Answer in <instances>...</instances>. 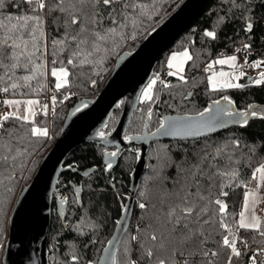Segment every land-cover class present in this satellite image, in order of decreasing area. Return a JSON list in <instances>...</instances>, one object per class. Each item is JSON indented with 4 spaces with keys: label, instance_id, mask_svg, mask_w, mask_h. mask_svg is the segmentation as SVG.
<instances>
[{
    "label": "trees",
    "instance_id": "16d2710c",
    "mask_svg": "<svg viewBox=\"0 0 264 264\" xmlns=\"http://www.w3.org/2000/svg\"><path fill=\"white\" fill-rule=\"evenodd\" d=\"M184 0H133L134 3L147 5L146 9L132 8L128 14L136 20L133 27L131 21L125 29V39L117 38L119 46L109 42L104 45L107 52L96 55L95 63L84 64L76 68L68 66L70 72V86L59 91L54 88V80L50 75L53 67L52 40L60 39L65 34L63 14L47 10L45 16V32L48 45L47 75L43 81L47 87L39 92H32L26 87L4 93L8 98H28L45 94L47 89L55 92L57 101L51 119L52 137L36 138L25 135L26 128H20L18 121L9 120L0 129V155L7 154V162L0 161V223L4 231L0 234V264L8 239L9 219L22 189L33 178L43 156L55 143L60 129L70 108L78 101L94 98L104 86L111 75L118 57L127 51H132L139 46L151 30L162 23ZM16 0L0 10L3 15H31L32 6L23 3L20 8L15 7ZM54 2V0H53ZM120 8L117 7V11ZM96 11L103 12L107 17L110 8L99 6ZM59 17V19H57ZM253 23L251 32L247 24ZM111 22L106 18L103 27H111ZM78 26H72L69 32L75 33ZM213 31L216 38L206 35ZM135 35V39L131 36ZM244 44H250L249 60L264 59V0H209L194 23L183 35L161 56L156 66L153 77L159 80L153 88L152 101H140L135 110L126 136L140 134L144 130L148 110L152 116L147 120L148 130L151 132L162 123V118L167 114H196L203 111L209 102L227 96L239 109H246L251 103L264 104V84L247 83L239 88H224L213 91L207 77L209 72L206 66L222 54L232 53ZM70 48L61 54L60 60L67 63L71 58ZM188 49L193 56L192 61L185 65L182 75L186 83L178 75H169L167 65L170 53L175 50ZM103 58V62L99 63ZM40 62V61H38ZM7 63V61H5ZM193 64L195 66H193ZM59 67V61L57 62ZM5 70L0 68V76ZM28 74L26 70L18 69L14 79ZM152 77V78H153ZM167 84H161L160 81ZM92 81H95L93 84ZM32 88H37V81H31ZM6 85L0 84V87ZM3 93V92H2ZM72 93V94H70ZM191 93V95H189ZM62 94H70L64 100ZM158 97V99H157ZM53 106V105H52ZM123 104L117 105L108 123L103 128L104 134H109L115 128ZM35 125H48L47 115L40 112L35 118ZM50 129V130H51ZM9 132L12 136H9ZM22 138V139H21ZM239 141L237 147L233 142ZM12 147L7 152L4 145ZM227 145L224 154L215 156V150ZM27 149V151H24ZM97 143H86L72 150L64 165L71 169L64 171L58 179L57 190L53 196L51 228L48 239L50 264H97L102 249L112 236L117 221L119 220L123 205L128 198L130 174L137 161L139 146H131L121 151L117 168L114 172L106 174L102 168L104 152L107 150ZM22 153V154H18ZM208 154V159L201 161V157ZM215 157L214 159L212 157ZM238 164L228 165L238 170L239 175L232 184L219 175L217 170H225L228 157ZM12 157H16L15 160ZM264 163V118L250 120L247 126H233L226 130L216 132L197 139H164L151 143L146 158V168L141 177L140 187L136 195L134 212L129 227L119 245L116 264H128V261L138 260L142 255L140 244L145 247L150 242L147 237L150 232L157 231L164 220V213L169 205L176 202V193L181 195L191 191L193 198L199 188L200 195L209 199L222 198L228 205L227 213H238L243 203V184L236 186L241 181L249 186L255 168ZM209 164L215 167H209ZM194 166H199L200 171ZM97 168L88 176H83L80 171ZM13 178L8 179L9 176ZM212 176V180H209ZM81 185V203L79 202L75 187ZM210 185H215L210 188ZM223 191L228 192L227 197H219ZM10 189V190H9ZM143 193V195H141ZM211 193V194H210ZM59 198L66 200V217L62 219L57 211L56 203ZM144 203L146 208L139 205ZM213 210L216 205L210 206ZM223 215V214H221ZM261 217L264 225V216ZM238 219V217H236ZM215 221V217L213 218ZM227 222L234 223L231 216L226 217ZM151 225V227H148ZM208 226H205L207 229ZM141 230V231H138ZM225 231L214 227L213 236L209 238L207 248L220 251L216 264H226L229 250L220 248L215 241H221L218 233ZM207 235V231H206ZM137 236L138 240H132ZM239 236L249 240L253 245L264 246V237L251 230H239ZM72 256H77V261H72ZM238 258L234 257L232 264Z\"/></svg>",
    "mask_w": 264,
    "mask_h": 264
},
{
    "label": "snow or ice",
    "instance_id": "6c2138e0",
    "mask_svg": "<svg viewBox=\"0 0 264 264\" xmlns=\"http://www.w3.org/2000/svg\"><path fill=\"white\" fill-rule=\"evenodd\" d=\"M12 0H0V10L5 9ZM21 0H16L15 7L20 8ZM23 3L32 6L31 15H3L0 12V68L5 70L4 76H0V84L6 85L0 87V92L8 93L11 90H17L22 87L28 88L32 92H39L47 87L46 83H43L46 75L47 65V53L48 45L46 41L45 32V16L44 12L47 10L49 14L52 12H59L66 17L64 20L65 34L60 39L52 40V56L56 59L52 60L53 67L50 69V75L55 78L54 88L59 91L70 86V76L74 74L70 72L68 66L76 68L84 64L95 63V57L97 54L107 52L108 48L104 45L111 42L117 47L119 46L117 38L125 39V29L128 27L129 20L133 27L136 26V20L132 19L128 10L132 8L146 9L147 5L142 3H134L133 0H23ZM106 6L111 11L108 12L107 17L103 12L96 11L99 6ZM117 7L120 8L117 11ZM108 19L111 22V27L105 29L103 27L104 20ZM59 19V17H57ZM72 26H78L75 33L69 32ZM253 29V23L247 24V30L251 32ZM206 35L216 38V33L213 31L206 32ZM135 39V35L131 36ZM74 43L75 47L71 50V58L67 60L65 64L59 57L62 53L67 51L71 44ZM244 48H251L250 44H244ZM239 51V49H236ZM179 60V63H176ZM193 56L188 50L182 52L173 53L167 62L169 68H175L176 71L169 72V75H178L181 81L187 82L185 76L182 75L184 71V64L188 61H192ZM7 61V63H5ZM40 61V62H38ZM59 61V67L57 62ZM103 62V58L99 63ZM230 65L232 68L243 67L237 64V56H225L224 58H218L209 63L205 71L211 72V75L207 77L211 89L213 91L224 88H239L242 85L234 82L238 81L240 76L244 73L241 71L239 76L235 72L214 71V65ZM264 61H257L253 67H261ZM193 66H195L193 64ZM26 70L28 74L14 79V73L16 70ZM159 76H156L149 82L147 87L142 93V97L145 101L153 100V88L159 80ZM37 81L38 87L32 88L31 81ZM94 84L95 81H92ZM161 84L164 82L161 80ZM256 84H264V72L260 73L259 79L255 80ZM168 87L167 84H164ZM63 99H69L70 94H62ZM191 95V93H189ZM158 99V97H157ZM224 100H228L227 96L223 97ZM57 97L53 95L51 97V103L53 105V112ZM5 105L14 106V110L4 114H0V129L4 128V123L9 120L18 121L20 128H26L25 135L36 138H50L49 129L45 126H35V118L38 115L36 106H40V114L47 115L49 106L47 103L42 104L38 99H5L3 101ZM26 105L25 114L21 115L20 105ZM214 105H218L219 101H213ZM79 110V109H78ZM210 109H205L204 112L199 113V117L203 120L205 112H209ZM226 114L229 117L239 116L242 119L234 121L240 123L242 126L248 124V112L234 113L228 111ZM148 117L152 116L151 109L148 110ZM253 117L257 116L256 111H252ZM261 118H264V113H261ZM167 119V118H166ZM218 127H224L222 122L217 124ZM147 127V125H145ZM165 127V123H161L157 128L156 134L165 135H179L177 131L170 130ZM199 128H207L210 131L215 130L210 127L209 122H204L198 125H192L184 130L185 136H197L201 133ZM100 136H104V132L99 133ZM9 136L12 133L9 132ZM22 139V138H21ZM131 139V138H129ZM237 147L239 141L233 142ZM7 152H11L13 149L9 145H4ZM227 145L217 148L215 150V156L224 154V150ZM24 151H27L25 149ZM18 154H22L19 153ZM111 156H116L117 153H110ZM16 157H12L15 160ZM215 158L214 156L212 157ZM9 156L7 154L0 155V161L7 162ZM208 159V154L201 157V161ZM239 161H233L231 156L228 157L225 170L219 169L215 175L226 178L229 184L236 181L239 172L234 167H228V165L238 164ZM209 167H215L213 164H209ZM108 168L112 165L109 163ZM197 171H200L199 166H194ZM13 177H8L11 180ZM252 179L258 181V186L249 188L247 184L241 181L236 186L243 184L246 189L243 193L244 199L241 206V211L238 213H227L226 209L228 205L222 198L209 199L200 195L199 188L193 198L191 191H185L183 195L179 192L176 193V202L169 205L168 210L164 213V220L161 222V227L157 231L149 233L147 239L150 242L149 246L145 247L144 244H140L142 249V255L138 260H129L128 264H216L217 258L220 256V251L207 248L206 245L209 242V238L213 236L214 227L225 230L218 234L222 236L221 241H215L220 248L229 250L226 264H232L233 258L240 257L241 251L237 247V241L239 240L245 248H247V240L239 236V230H251L258 232L261 237H264V225H262L261 217L256 215L255 208L260 201H264V192L261 191L264 188V163H261L255 168L252 173ZM209 180H212V176H209ZM215 185H210V188ZM221 191L219 197H227L228 192L223 191V185L220 186ZM10 190V189H9ZM79 191V189L77 190ZM211 194V193H210ZM143 195V193H141ZM218 206L213 210L210 206ZM141 209L146 208L144 203L139 205ZM126 212L127 209H124ZM223 214V215H221ZM231 216L234 223L230 225L226 217ZM216 218L215 221L213 218ZM238 217V219L236 218ZM205 226H208L207 229ZM148 227H151L149 225ZM4 231L3 224L0 223V234ZM138 231H141L138 229ZM207 231V235H206ZM132 240H138L137 236H132ZM258 251L264 253V248L258 249ZM77 256H72V261H77ZM115 260V257H113ZM251 264H257L256 258L253 255L251 257Z\"/></svg>",
    "mask_w": 264,
    "mask_h": 264
},
{
    "label": "water",
    "instance_id": "95a60500",
    "mask_svg": "<svg viewBox=\"0 0 264 264\" xmlns=\"http://www.w3.org/2000/svg\"><path fill=\"white\" fill-rule=\"evenodd\" d=\"M208 2L209 0H184L173 13L149 32L137 48L124 52L118 57L111 75L94 98L80 100L70 108L55 143L43 156L33 178L22 189L13 208L2 258L3 264H50L48 239L53 196L57 190L59 176L71 169L70 166L64 165L68 154L80 145L97 143L106 148H116V156L113 157L110 153L104 155L102 167L107 173L117 167L123 148L133 145L141 147L130 175L129 197L123 206L115 230L102 249L97 262V264H116L119 245L134 212L136 195L146 168V158L151 143L164 139H197L233 126H241L240 123L234 122L242 119L241 117L222 115L228 111L248 112V122L261 118L264 104L251 103L246 109L241 110L230 99L221 98L214 100L219 101L218 105H214L213 101L208 103L205 109L210 111L205 112L203 120L199 117V113L204 112L205 109L196 114L164 115L162 122L165 123V127L171 126L170 130L179 132V135H153L157 128L151 132L148 130V115L145 122L147 127L144 126L142 133L125 135L132 116L140 104L142 92L152 79L159 59L194 23ZM250 81L249 77L245 84ZM121 104L123 108L115 128L109 134L100 136L99 133L108 123L114 109ZM252 111H256L257 116L253 117ZM204 122H209L210 127L215 130L199 128L200 135L183 134L187 127ZM219 122H222L224 127H218ZM109 163L112 165L111 168L107 167ZM95 170L96 167L86 169L80 171V174L88 176ZM75 191L81 203V185L76 186ZM66 208L65 199L58 201L57 210L63 220L66 217ZM124 209L127 211L125 212Z\"/></svg>",
    "mask_w": 264,
    "mask_h": 264
},
{
    "label": "crops",
    "instance_id": "0c3cea01",
    "mask_svg": "<svg viewBox=\"0 0 264 264\" xmlns=\"http://www.w3.org/2000/svg\"><path fill=\"white\" fill-rule=\"evenodd\" d=\"M228 54L234 55L235 53H228ZM228 54H222L219 57L225 56V55H228ZM237 55L239 56L240 62L242 61L241 65L243 67L240 70L236 71L235 74L237 76H239L240 72L242 71L244 73V75L240 76L239 80L238 81H234V82H237V83L243 85V84H245V81L247 80V78L250 77L251 78L250 82L254 83L255 79H259L260 73L264 72V64H262L261 67H259V68L253 67L251 65H253L257 61H264V59L249 60L247 55H243V56L239 55V54H237ZM246 61L248 62L247 64H246ZM216 66L217 67H214V70L218 68V65H216ZM210 75H211V72H209V76ZM209 85H210V83H209ZM9 99L25 100L26 98H9ZM32 99H36V98L33 97ZM26 107H27L26 105H23V104L20 105V113H21V115L25 114V108ZM9 108L11 110H14V106H9ZM36 110H37L38 113L40 112V106L39 105L36 106ZM255 186H258V181L252 179L248 187L252 188V187H255ZM261 191L264 192V188H262ZM255 212H256L257 216H264V201H260L256 205Z\"/></svg>",
    "mask_w": 264,
    "mask_h": 264
},
{
    "label": "built area",
    "instance_id": "2783aa9c",
    "mask_svg": "<svg viewBox=\"0 0 264 264\" xmlns=\"http://www.w3.org/2000/svg\"><path fill=\"white\" fill-rule=\"evenodd\" d=\"M238 49L239 55H245L250 52V49H246L243 46L239 47ZM53 95H55V93L48 89L46 94L37 97V99L41 102V105L45 103L48 104L51 112V119L53 116V106L51 103V97ZM5 99H7V96L4 93L0 92V109L4 107L5 104L3 103V101ZM237 247L241 251L242 255L238 257L235 264H251V257L253 255L256 258L257 264H264V253L258 251V249L264 248V246L253 245L249 240H247V248H245L243 244L238 240Z\"/></svg>",
    "mask_w": 264,
    "mask_h": 264
},
{
    "label": "rangeland",
    "instance_id": "374dc122",
    "mask_svg": "<svg viewBox=\"0 0 264 264\" xmlns=\"http://www.w3.org/2000/svg\"><path fill=\"white\" fill-rule=\"evenodd\" d=\"M184 50H188V49H181V50H175V51H172L171 53H170V56H169V59H170V57H171V55L173 54V53H178V52H182V51H184ZM189 51V50H188ZM232 53H235L234 55H236L237 56V64L238 65H241L242 64V61L240 62V60H239V56L237 55V54H239L238 53V51H233ZM246 55V54H245ZM225 56H231L230 54H228V55H225ZM225 56H221V57H218V58H224ZM243 56V55H242ZM217 58V59H218ZM176 63H179V60L176 62ZM248 62L246 61V64H247ZM185 65L186 64H184V68H185ZM218 65V64H217ZM214 67H217L216 65H214ZM242 67H238V68H232V67H230V65H218V68L217 69H213L214 71H216V72H219V71H225V72H236V71H238V70H240ZM170 70L171 71H176V69L175 68H170ZM155 77H153L151 80H153ZM53 80H55V78L53 77ZM150 80V81H151ZM255 80H257V79H255ZM149 84V83H148ZM147 84V85H148ZM147 85H146V87H147ZM145 87V88H146ZM210 87H211V85H210ZM144 88V89H145ZM49 89V88H48ZM48 89H47V91H48ZM50 90V89H49ZM47 91H46V93H47ZM51 91H53L52 89H51ZM55 91V90H54ZM53 91V92H54ZM144 91V90H143ZM45 93V94H46ZM55 93V92H54ZM143 93V92H142ZM70 94H72V93H70ZM42 95H44V94H42ZM41 96V95H40ZM37 97L38 96H36V97H34V98H36L37 99ZM33 97H28V98H26V99H32ZM7 99H9L8 97H7ZM141 101H144V99H143V97H142V95H141ZM75 105V104H74ZM73 105V106H74ZM9 111H12L10 108H9V106L8 105H4V107L3 108H1L0 109V114H4V113H7V112H9ZM50 108H49V110H48V114H47V117H48V125H46L45 127H47L48 129H49V137H52V129H51V115H50ZM53 114H54V112H53ZM35 126H44V125H35ZM51 129V130H50ZM61 200H63V198L61 199Z\"/></svg>",
    "mask_w": 264,
    "mask_h": 264
},
{
    "label": "flooded vegetation",
    "instance_id": "af4514ba",
    "mask_svg": "<svg viewBox=\"0 0 264 264\" xmlns=\"http://www.w3.org/2000/svg\"><path fill=\"white\" fill-rule=\"evenodd\" d=\"M126 135V134H125ZM133 146H139V145H133ZM131 147V146H130ZM130 147H126V148H130ZM126 148H123V149H126ZM122 149V150H123ZM140 149H141V147L139 146V150L137 151V152H139L140 151ZM115 150H116V148H108L105 152H104V155L106 154V153H113V152H115ZM120 155H121V153H120ZM103 162H104V157H103ZM103 165V164H102ZM118 166V165H117ZM103 168V167H102ZM117 168V167H116ZM115 168V169H116ZM104 169V168H103ZM114 169V170H115ZM134 169V168H133ZM105 170V169H104ZM114 170L113 171H111V172H106V170H105V172H106V174H110V173H112V172H114ZM132 173V172H131ZM131 175V174H130ZM130 178H131V176H130ZM130 184H131V179H130ZM130 186V185H129ZM128 189H129V187H128ZM128 197H129V190H128ZM61 199L62 198H59L58 199V201H61ZM128 199V198H127ZM58 201H57V203H56V207H57V205H58ZM127 201V200H126ZM126 203V202H125ZM124 206V205H123ZM58 211V210H57Z\"/></svg>",
    "mask_w": 264,
    "mask_h": 264
},
{
    "label": "bare ground",
    "instance_id": "6f19581e",
    "mask_svg": "<svg viewBox=\"0 0 264 264\" xmlns=\"http://www.w3.org/2000/svg\"><path fill=\"white\" fill-rule=\"evenodd\" d=\"M261 246H263V245H261Z\"/></svg>",
    "mask_w": 264,
    "mask_h": 264
}]
</instances>
